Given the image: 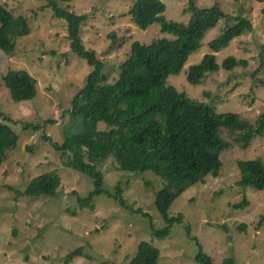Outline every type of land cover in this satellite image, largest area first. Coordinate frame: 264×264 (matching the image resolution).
<instances>
[{
    "label": "rangeland",
    "instance_id": "1",
    "mask_svg": "<svg viewBox=\"0 0 264 264\" xmlns=\"http://www.w3.org/2000/svg\"><path fill=\"white\" fill-rule=\"evenodd\" d=\"M135 1L55 0L62 8L87 14L81 37L85 48L102 62L108 83L117 78L131 43L149 45L172 38L159 23L146 30L135 25L128 13ZM161 1L168 20L188 24V0ZM0 4L15 16H23L31 28L27 37L16 39L12 56L0 51V123L3 117L10 119L9 126L19 137L17 149L7 153L0 168V264H129L143 241L161 250L159 264H197L200 249L214 264L226 259L234 264H264V190L237 185L241 180L239 162H258L264 168V136L243 150L229 132L221 134L229 149L221 156L219 177H208L205 184L186 190L168 212V217L184 216L190 234L175 223L169 236H154L151 223L157 229L167 226L156 206L164 180L154 173L122 169L123 163L112 160L100 167L102 188L111 194L121 190L124 206L101 194L94 199V210L82 209L79 199L94 190L93 181L67 168L62 154L44 138L62 145L66 134L81 128L68 112L93 67L72 52L67 24L56 17L47 0H0ZM195 5H219L230 18L220 20L206 33L200 48L168 83L192 99L211 104L218 114H235L242 124L255 126L264 115V86L260 83L264 80V0H195ZM237 17L248 19L252 29L214 53L218 72L191 85L187 79L190 67L213 53L210 42L236 25ZM229 57L246 60L247 66L225 70L221 66ZM10 70L27 71L36 80L34 99H11L4 83ZM29 126L39 130H24ZM97 130L106 127L99 123ZM49 173L61 179L55 197L20 194L31 179ZM244 201L247 204L239 208ZM78 248L83 254L70 257Z\"/></svg>",
    "mask_w": 264,
    "mask_h": 264
},
{
    "label": "trees",
    "instance_id": "2",
    "mask_svg": "<svg viewBox=\"0 0 264 264\" xmlns=\"http://www.w3.org/2000/svg\"><path fill=\"white\" fill-rule=\"evenodd\" d=\"M47 3L56 17L66 22L72 52L93 67L68 112L72 119L80 122L81 128L66 134L62 145L44 138L62 154L67 168L93 181L94 190L86 198L79 199L81 208L94 210V199L101 194L113 197L124 206L121 190L111 194L102 188L100 167L112 160L116 164L123 163L122 169L128 167L141 173H154L164 180V187L157 194L156 206L167 226L157 229L151 223L154 236H169L175 223L190 234L184 216L168 217V212L186 190L205 184L208 177H219L223 165L221 156L229 149L221 134L229 132L234 143L243 150L248 149L254 139L264 136V115L255 126H248L240 122L238 115L218 114L211 104L192 99L168 83L169 77L178 75L189 57L200 48L206 33L220 20L230 17L219 5L198 7L195 0H188L185 11H191V18L188 24H183L165 17L166 5L161 0L135 1L128 10L133 23L142 30L159 23L163 32L172 38L159 39L149 45L138 41L131 43L127 58L118 66L117 78L108 83L102 62L94 51L85 48L81 37V27L88 19L87 14H76L68 6L62 8L55 0H47ZM235 20L236 25L210 42L213 53L190 67L187 79L191 85L200 84L208 73L218 72L220 66L214 53L227 48L231 41L252 29L248 19L237 17ZM30 32V25L23 16H15L0 4V51L12 56L16 39L27 37ZM238 66L246 67L247 61L229 57L221 67L231 71ZM4 83L14 102L31 101L37 94V82L27 71H8ZM260 83L264 86V80ZM3 119L0 123V168L7 153L16 150L19 143L18 135L9 126L10 119ZM99 123L104 124L106 130L98 131ZM29 129L39 130L32 126L24 128ZM238 169L241 174L238 186L264 190V168L260 163L239 162ZM60 186V177L49 173L31 179L20 194L33 198L55 197ZM245 204L244 201L239 208ZM82 254L83 250L78 248L69 256L74 258ZM160 257L159 248L143 241L129 264H159ZM195 260L197 264H214L201 249ZM223 264H234V261L226 259Z\"/></svg>",
    "mask_w": 264,
    "mask_h": 264
}]
</instances>
